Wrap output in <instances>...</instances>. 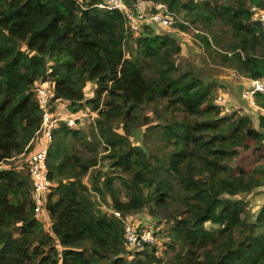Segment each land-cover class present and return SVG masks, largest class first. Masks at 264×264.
Masks as SVG:
<instances>
[{"label":"trees","instance_id":"16d2710c","mask_svg":"<svg viewBox=\"0 0 264 264\" xmlns=\"http://www.w3.org/2000/svg\"><path fill=\"white\" fill-rule=\"evenodd\" d=\"M97 1L0 0V264H264V205L252 212L238 197L264 186V114L256 126L215 103L210 84L179 70L173 32L133 33ZM152 1L219 65L264 78V29L251 10L264 0ZM42 84L50 111L84 115L52 132L37 212L27 153ZM255 103L264 110L263 95ZM138 126L149 147L130 140ZM240 151L258 152L257 163L238 165ZM144 210L154 226L136 228L155 241L130 252L126 219Z\"/></svg>","mask_w":264,"mask_h":264},{"label":"built area","instance_id":"2783aa9c","mask_svg":"<svg viewBox=\"0 0 264 264\" xmlns=\"http://www.w3.org/2000/svg\"><path fill=\"white\" fill-rule=\"evenodd\" d=\"M97 8L121 13L126 21V26L133 33H138L144 26H150L157 30L162 28L181 32L177 23H184L173 16L162 3L152 0H140L133 5H127L123 0H98L94 4ZM253 18L258 20L264 29V6L252 7ZM173 32V31H171ZM246 86L241 91V97L252 106L255 104V95L260 93L264 96V78L253 79L246 77ZM36 97L42 110L41 122L33 138L30 140L31 149L27 153L29 173L32 179V195L37 212L44 211V197L50 186L47 176V148L52 139V132L60 122L70 127L75 126L76 117L80 114H63L59 110H49L50 92L46 84L40 85L36 90ZM83 114V115H82ZM119 216L117 212H114ZM126 246L130 252H140L147 245L153 244L155 237L149 229H137L129 221L125 223Z\"/></svg>","mask_w":264,"mask_h":264},{"label":"rangeland","instance_id":"374dc122","mask_svg":"<svg viewBox=\"0 0 264 264\" xmlns=\"http://www.w3.org/2000/svg\"><path fill=\"white\" fill-rule=\"evenodd\" d=\"M156 31L170 32L173 31V36L178 39L181 46V51L176 58L179 70H189L190 72L196 73L204 80V84L211 85V90L213 93V99L215 103L221 104L232 111L236 108H241L242 113L249 115L254 124L257 126L258 116L264 114V110L255 103L254 106L250 102H246L241 97V91L246 86L247 80L244 75L239 74L233 69L221 66L218 64L217 59L212 58L207 53L206 49L201 45L195 42L194 33L192 29L185 31L177 32L176 30L158 28ZM92 84L89 83L86 87V95H91ZM240 95L241 99L238 98ZM241 100H243L241 102ZM147 113L152 117L151 111ZM83 115V114H82ZM82 118L81 123L86 136H90L89 129L91 128L92 120L89 117L88 113ZM133 130V134L130 137V140L135 144H146L150 146L149 141L145 140V135L143 136L144 126H138ZM154 149L153 147H151ZM99 150H101L99 148ZM261 153H264V146L260 149ZM257 154L258 152L251 151H240V155L237 158V164L243 167H252L257 163ZM107 160L100 161L98 164L99 168L106 170ZM116 186L120 191V197L122 200H125V190L116 180ZM243 198L247 204L248 208L252 212H256L262 205H264V186L253 190L250 193L241 194L238 196ZM101 206L105 209L108 208L107 204L101 202ZM131 222L132 225L137 226L139 223H143L149 228H153V220L149 217L147 212L141 211L139 213L132 214L129 218L126 219ZM208 224V223H207ZM161 230L162 226L157 225ZM160 253V252H159Z\"/></svg>","mask_w":264,"mask_h":264},{"label":"crops","instance_id":"0c3cea01","mask_svg":"<svg viewBox=\"0 0 264 264\" xmlns=\"http://www.w3.org/2000/svg\"><path fill=\"white\" fill-rule=\"evenodd\" d=\"M238 98H240L241 99V97H240V95H239V97ZM243 100H241V102H242Z\"/></svg>","mask_w":264,"mask_h":264},{"label":"water","instance_id":"95a60500","mask_svg":"<svg viewBox=\"0 0 264 264\" xmlns=\"http://www.w3.org/2000/svg\"><path fill=\"white\" fill-rule=\"evenodd\" d=\"M148 37H152V35H147Z\"/></svg>","mask_w":264,"mask_h":264}]
</instances>
